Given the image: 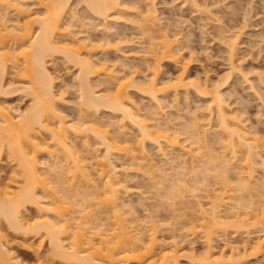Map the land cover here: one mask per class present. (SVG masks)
<instances>
[{
  "label": "bare ground",
  "instance_id": "obj_1",
  "mask_svg": "<svg viewBox=\"0 0 264 264\" xmlns=\"http://www.w3.org/2000/svg\"><path fill=\"white\" fill-rule=\"evenodd\" d=\"M70 1L71 0H33L34 5H37H35L37 10L34 11L32 9L33 11H31L30 7L28 8L29 4L27 5L25 0H0V94L8 93L5 89L6 85L4 83V77L6 75V69L11 66L14 70L16 69L14 74H17L18 77L20 76V79L18 80L23 79L27 82H22L26 85H24L25 87L23 86V90L26 89L27 93H31L33 97V102L31 101L32 103L29 104L28 108L15 115L11 113V107L0 103V156L6 152L9 159L7 160L13 164L11 174L9 173L10 176H8L9 179L7 181H0V220L2 219L8 227L13 228L14 231H20L23 234L22 236L26 235L31 236L30 238H32L35 235L40 234V244L37 247L31 245L33 247V249L32 247L31 249L36 254V261L33 264H131L132 262H136V264H180V253L178 254L179 251L176 246L177 244L173 243L172 247H168L163 242V245L161 244L157 235V223L154 219H148V221L145 222L146 224L144 223L143 225L139 222L137 217L133 216L134 212H131L132 216L129 215L127 210V212H125V205L122 204V201L119 202L121 199L119 195L121 194V189H126L123 182L128 181L129 178L128 176H126L125 179L120 177L122 169L116 163L118 160L117 156L119 158L125 157L130 163L127 162L132 164L131 168L134 169L135 167L133 166H139L137 161L139 157H136V152L132 151L135 149H133V146L131 149V145H128L126 142L124 143V141H121L118 138H116L117 140L114 139V136L109 134V130H105L103 127V129L100 128L102 124L100 123L101 125H99V120L93 122L92 119L90 121L89 117V122L86 117L90 116L89 113L96 116V114L102 111L110 112L111 114L120 112L123 119L125 118L140 134L139 136L141 137L139 138L141 139L137 140L141 142H137V144L139 143L141 146V143L145 140L146 142H150V144H156L160 151L159 153L165 159V147L171 148L170 150H172L179 146V142L181 141H179L180 136L178 135L180 132L177 133L178 130H174L175 128L173 127V130L176 132L173 133L172 131V133L177 134L173 136V134L169 132V122H165V128H163L160 126L163 124L159 125L158 122L156 124L153 123V121L148 120L150 119L149 116L147 118L141 113L140 108L134 104L132 101L133 99L128 93L129 91L127 90L132 86L144 95L146 94L147 97L155 100L154 102L157 103L156 107L158 106V108L155 109L156 112L152 111L154 114L153 116L151 112H149V114L151 115V120H158L155 116H158L157 114L160 113L162 109L161 106H163L160 96L167 93V89L173 88L176 93L179 87L185 88V90H188V88L191 87L193 89L192 91L195 90V93L197 92L198 94L203 95L202 97H211L210 102H212L213 105L210 104L216 108V118L218 119L217 127L220 130L218 131L221 132L223 136L220 139L222 155L219 151L218 153L220 156L214 154L216 151L212 152V154H209V152L207 153L209 162L214 164L215 168H212L215 170L213 172L210 171V168L208 169L204 162L203 164H205L207 170L204 168L205 170L202 171L201 169V173L205 171L206 173L204 172V174H206L205 176L207 177L209 175L208 173L218 172V174H215L217 176L223 171L220 169L221 172H219L218 169L221 164H223L221 167L225 166L223 169L226 168L224 169V172L231 168L233 170V162L236 161L237 154H239L238 151H244L246 155L244 152L243 154L246 157L244 156L245 159L243 161L244 164H246L245 166L249 169L248 172H250L247 173L248 175L244 174L246 176H244L241 171L236 172V174L240 179L238 180L239 183L241 182L240 189L246 191L245 193L250 194L253 186L248 180H250L253 175L252 172L254 171V167L256 169V166L254 165H260L261 169L264 170V155H262L263 152L261 153L259 149L261 138H259L258 135H253L254 137L248 136L246 130H244L245 126L239 120V117L236 114L234 115L233 113L231 114L227 112L225 98L221 93L222 91L219 90L221 86L212 87V89L207 90V87H203L200 82L186 78L188 77L185 74L186 65L182 70L183 72H181L175 80L173 79L174 81L172 79L170 80L173 81L172 83L168 80L167 82L169 84L167 82L166 84L163 82V85L159 84L158 76L160 73L159 65H161V61H166L167 59L176 61L178 58L177 56H179L178 49L177 51L176 49L174 50L175 42L173 43V40L175 39L171 40L172 38L169 39L170 37L166 38L168 35L165 36L164 34L162 36L164 40H160L162 41H159L160 44L157 42V48L160 45L158 49L152 47L153 51H151V53L149 51L150 56L152 54V62L154 63V67H149L152 68L151 70L154 71V74L148 79L145 77L142 83H136L133 76H131L133 77L131 79L129 77L123 78L117 76L114 74V71H112V68L110 69L98 60L94 61L93 57L96 55L95 50L103 49L104 51V47L102 46L104 43L102 42L103 44H101L100 41V44L98 45L95 44L98 41H92L95 43L88 42L89 38L86 37L84 38V41L80 40V42L76 39L77 37L75 38L70 34L72 26L69 23L72 22V24H74L73 22L78 20L77 13H75L76 10H73V17H77L73 19L71 15L72 20L68 22L69 25L63 22L70 9ZM82 2H84L86 6H84L85 9H88V12L92 13V16L90 15V17L95 15L102 18V21H107V19L111 18L112 15L114 16V14H122V12L128 10V8H134V6H130V3L126 0H82ZM194 4L196 5V3ZM151 6L152 3L149 4V7L146 5L143 10V7H140L141 9L138 7L133 9L134 15L137 14L136 18L139 17L141 19H139V21H143L147 27L150 26L148 27L150 29L154 27L158 19L155 12L156 10H154L155 8ZM129 11H132V9ZM10 12L14 14V17L16 16V18H14L15 20H12V22L9 17ZM104 29L106 30L107 28L104 27ZM107 32V34H109V31ZM57 35L61 38H56ZM233 37L231 36L230 39L226 38L227 40L224 39V44L228 43L227 50L229 51V57L232 61L234 60L233 56H235L234 54L236 53L235 49L237 48L236 44L238 39L237 35H233ZM154 38L152 37V39ZM85 40H87V42ZM9 42L10 45L8 46ZM109 42L111 43V41ZM110 43H106V47L110 46V48H113L114 46L119 48L120 41ZM111 45L113 46L111 47ZM98 46H102L103 48H98ZM92 48H94L95 52L92 51ZM116 48L114 49L116 50ZM55 54H61L65 60L73 62V64H76L78 67L79 72L77 73V78L75 77L76 80H74L79 89L78 95L80 98V108L78 107V109H80V113L78 118L81 114V120H72L74 122H71V120L68 121L65 114L63 115L57 109L56 104L58 103V100H63L64 96H62V93V95L60 93L57 95L54 90V80L56 78L52 73L53 71H51L48 66V58H52ZM232 67L235 68L234 65H232ZM234 68H232V70ZM100 75L105 76L106 82L112 80V82H110L111 87L106 88L111 90L113 87L111 90L112 92L110 91L105 94H99L98 90L97 92L93 89L94 85L92 86L93 83H91L93 80L91 81L90 78ZM113 81H115V83H113ZM112 83L114 85H111ZM9 85L8 87L10 89L11 87ZM18 89L19 88L16 87L15 90ZM10 90H13V88ZM158 109L160 110L158 111ZM210 110L212 111V109ZM209 118L211 119L210 116ZM209 118L195 117V121L193 118L194 124H192L193 122L191 123L193 128L189 126L192 128V130L189 128L190 132L192 131L193 133L191 134L187 129L185 131V133L189 132L193 136H189L188 138L187 135L185 138L201 143L197 144V146H199V148H197L200 150L197 149L199 154H197L198 151H191L189 145L188 149L186 147H180V149H182V154L184 152V155H190L192 159L191 162H197L203 158H201L203 155L200 154L202 151L200 148L202 145H204L203 147H206L207 143L205 145V142L203 141L207 138V133L211 132L208 131V128L211 126L210 121L212 120H209ZM93 119L95 118L93 117ZM121 128L122 132L126 131L123 129V123L121 124ZM41 132H44L47 135V138L41 137ZM90 133L92 134L91 137L93 136L101 147L103 146L104 153H101L102 155H97V153L96 155H93L92 152H95V150H91L92 145L90 143ZM170 134L173 137H171ZM76 139L82 140V144H80V146L82 145V148L78 147L79 145L76 143L77 141L75 142ZM192 140L191 142L193 144ZM216 140L217 139H215V141ZM206 142H208V140H206ZM140 146L138 147L141 148ZM143 147L144 145L142 144V149ZM141 151L143 152V150ZM40 155L47 156V159L50 160L49 162L51 163H46L45 161L47 160L42 161ZM173 155L175 154L173 153ZM184 157L186 156L180 158L182 163L181 167L183 168H179L184 169L183 173H187L186 169L188 165L186 166L187 162ZM227 157H229V159H227ZM145 159L147 160V158ZM165 160L168 159L166 158ZM217 160L221 163L219 166H216L217 164H215L218 162ZM231 160L234 161L232 162ZM229 161L232 163H229ZM145 165L148 166V172L157 175L156 171L158 169L150 159L147 160ZM137 166L136 170L138 169ZM195 166H197V164ZM195 166H192L193 172L196 169ZM199 167L200 166L197 168ZM235 168H237V166H235ZM91 169L93 171H91ZM136 170L135 172L139 171ZM232 170H230V172ZM197 171L200 172V170ZM228 172H226V174H228ZM194 173L193 176L197 178L199 173H196L197 176L194 175ZM142 175H145V172H143ZM164 175L165 174H160L161 179L159 182H155L158 184L157 186H159L160 183H164L163 179L166 177H164ZM184 175L187 176L186 174ZM190 175H192V173ZM175 177L177 180L176 183H179L180 188V181H183V184L184 179H179L177 176ZM221 177L219 175V178L223 179L224 173ZM95 178H97L98 183ZM221 182L222 180L220 183ZM76 183H79V185L82 183V185L76 187ZM82 186L86 188H82ZM183 186L184 184L182 185V190L185 187ZM234 188L235 186L231 189L227 187V189H230L232 192L236 190ZM236 188L239 189L238 185ZM71 189L73 192L70 191ZM169 189L170 188H166V192ZM184 189L186 190V187ZM223 189L224 190L219 193H217L218 191H213L215 195L212 197L208 194L204 195L206 196V200H208V204L206 203L207 205H205L207 207H204L201 201H198L196 204L194 202L196 208L198 207L197 211L199 212V218H197L198 223L186 222L187 224H190H188V230L186 229L189 234L196 235L201 233L202 235L200 236L204 237V240L207 243L206 256L208 257L213 255V241L216 238L217 231L221 230L220 228L233 226V228L235 227L238 231L240 229L244 231L249 225L253 227L254 224H261V220L264 219V211L262 210L263 212L261 213L260 209V215H258L259 213L255 215L256 212L252 211L254 214L252 215L251 213V218L256 219L252 221L250 216L248 217V215H250L248 212L251 210L248 212L245 210L246 207L249 208L246 203H243L244 206L242 207L239 205H237L239 207L235 206V208L237 207L236 210L238 208H244L242 210L238 209L239 211H237V213L233 210V214L234 212L236 214H231L232 216L222 212L229 205V207L233 209L234 206L232 208L231 205L235 202L232 200L234 194L232 193L233 195H231L230 190H227L226 188ZM40 191L42 193H40ZM171 191L168 192L173 193ZM69 193H71V195ZM165 195L168 196L167 193ZM234 198H236V196H234ZM85 201L87 202L85 203L86 205L84 204ZM79 203L82 209L79 207ZM92 205H99L100 207L105 206L104 208H107L106 211H104L105 209L103 210L102 214L104 217L105 214L106 217L108 213L111 214L113 218H111L113 220V225L111 227H107L108 224L105 226L106 222L100 224V219L102 217L93 213L95 210ZM28 206L35 209L34 212H36V215L32 218L27 216L26 211ZM91 206L93 208H91ZM76 207L79 209H76ZM229 207L227 209H229ZM222 213L224 214L223 216ZM98 216L100 217L99 219ZM104 217L102 220H104ZM106 217L105 221L107 219ZM109 219L110 218H108V220ZM99 220L100 222H97ZM191 220H193V218ZM92 224H97V227L92 226ZM251 227H249V229ZM263 228L261 229L264 233ZM246 231L249 235L250 231H248V229ZM4 236H2L0 230V264H26V262L23 263L24 261L22 262L19 258L17 259V257L12 255L13 251L11 252L10 250L12 249L8 247L9 242L7 239L6 241L2 240ZM263 236L260 235L259 239L253 242L249 247L244 245L242 250H240L241 248L239 249L238 246L234 247L233 245L231 248L232 250L230 249L231 252L228 255L221 254L219 258L220 261L222 260L224 264H239L240 258L248 255H250L249 257L257 255L261 252L264 245V238H261ZM46 238L50 242L49 248H47L48 250L46 254H41L40 246ZM248 240L244 241L248 242ZM248 250H250V253L246 255Z\"/></svg>",
  "mask_w": 264,
  "mask_h": 264
},
{
  "label": "rangeland",
  "instance_id": "obj_2",
  "mask_svg": "<svg viewBox=\"0 0 264 264\" xmlns=\"http://www.w3.org/2000/svg\"><path fill=\"white\" fill-rule=\"evenodd\" d=\"M126 1L130 3V6L132 7L134 6V8H128V10L124 11L125 13L122 12V14L119 13L114 14V16L112 15L111 18L107 19V21L105 20L102 21L103 20L102 18H99L95 15H93V17H90L92 13L88 12L89 11L88 9H85L86 6L84 2H82V0L80 1L71 0L69 12L66 14V17L63 20V22L65 24H68V22L72 20L71 15L73 19L78 16L79 21L75 19L76 21L73 22L74 24H72V22L69 23L72 26V28L70 29L71 30L70 34L73 35L75 38L77 37L76 39H78L79 41L80 40L84 41V38L86 37L89 38L90 40L89 41L87 39L88 42L98 41L97 43L92 42L98 45L100 44V41L101 44L104 43L105 46L104 44L102 45L104 47V51L103 49L95 50L96 55L95 57H93V60L94 61L98 60L99 62L104 63L103 65L108 66L110 69L112 68V71H114V74L117 76L123 78L129 77L130 79L134 77L133 79L136 81V83H142L145 77L148 79L150 78V76L152 77V74H154L153 73L154 71L151 70L152 68H150V67H154L153 65L154 63L152 62L153 60L152 54L151 56L149 54V51L150 53L151 51H153L152 47L154 48L156 47V49L159 48L160 42L164 40L162 38L164 34L165 36L168 35L166 38L170 37L169 39L172 38L171 40L175 39L173 40V43L174 42L176 43V44L174 43V50L176 49L177 51L178 49L179 56H177L178 58L176 61L175 60L171 61L170 59H167L166 61L162 60L163 62L161 61V65H159L160 73L158 76V82H160L159 84L160 85H163L164 83L166 84L168 80L170 83H172L176 79V77L181 72H183L182 70L186 65L185 74L186 76H188L186 78L200 82L203 87L205 86L207 87V90L212 89V87L221 86L219 90L222 91L221 93L225 98L226 101L225 106H227L226 108L227 112L231 114L233 113L234 115L236 114L239 117V120L245 126L243 127L244 130H246L248 136L254 137L258 135V137L261 138L260 147L262 148L259 147V149L261 153L263 152L262 155H264V0H190L191 2L189 0H132V1L126 0ZM25 2L27 3V5L29 4L28 8L30 7L31 11L37 10V7H35L36 4L34 5L33 0H25ZM147 3L149 4L152 3L151 7L155 8L154 10H156L155 12L158 18L154 27L151 26L153 27L151 29L148 28L150 26L147 27L145 23H143V21H139L140 18L139 17L136 18L137 14L134 15L133 12V9H136V7H138L139 9L143 7L142 10L146 7V5L149 7V4ZM194 3H196V5ZM130 9H132V11H129ZM73 10L74 11L76 10L75 11V13H77L76 17H73L74 14ZM9 14L8 15L11 18V22H12V20H15L14 18H16V16L14 17V14L12 12H10ZM104 27L107 29L105 30ZM107 31H109V34H107L108 33ZM232 34L234 36L237 35L238 37L236 44L237 48L235 49L236 53L234 54L235 56H233L234 58L233 61L229 57V51L227 50L228 43L224 44L225 40L230 39L231 36L233 37ZM152 37L155 38L152 39ZM56 38H61V37L57 35ZM108 39L109 41H111V43L120 41L119 48H116L113 45H111V47L113 46V48H110V46H107L108 47L107 48L106 45L110 43ZM87 40L85 41L87 42ZM157 42L159 43L158 48H157ZM9 45L10 42L8 46ZM102 46L100 47L103 48ZM100 47L98 46V48ZM114 48H116V50ZM92 49H93L92 51L95 52L94 48ZM60 55L55 54L52 58L50 59L48 58V66L50 70L53 71L52 73L56 78L54 80L55 82L54 90L56 91L57 95L59 93L60 94L62 93L63 95L62 94L61 95L64 96L63 100H65V101L58 100L56 106L57 109L63 115L65 114L68 121L71 120V122H74L76 121V119L81 120L80 118L81 114L78 118V115L80 113V109H78V107L80 108L79 106L80 98L78 95L79 89L77 84H75L76 83L75 77L77 78V73L79 71L76 64L74 65L73 62L65 60V58L62 57V55L61 56ZM83 55L86 57L84 53ZM232 65H234L235 68L232 67ZM232 68L234 69L232 70ZM15 70L11 66H9L6 69L4 83L6 85L5 89L8 91V93L0 94V103L1 104L3 103L5 106L11 107L12 109L10 111L13 115L25 111L28 108L29 104L33 102L32 101L33 97L31 93L30 94L29 92L27 93L26 89L23 90V86L25 85L24 83L27 82L24 81L22 78H21L22 80H18L20 79L19 78L20 76L18 77L17 74H14ZM101 76L103 77V79ZM171 79L174 80L170 81ZM90 80L91 81L93 80L92 82L91 81L90 82L93 83L92 84V86L94 85L93 89L95 91L98 90L99 92L98 91L97 92L99 94H103V93L105 94L106 92L108 93L113 88L112 87L111 90L106 89L107 87H111L110 82H112V80L106 82L105 76L103 75L97 77L95 76L91 77ZM23 81L24 83H22ZM10 82L12 85L11 84L9 85ZM113 83H115V81H113ZM113 83L111 85H114ZM7 84L11 87L10 89L13 88V90H10ZM14 87L15 89L16 87L19 89L15 90ZM131 87L132 86H130V88H128L127 91H129L128 93L130 94V97L133 99L132 101L134 102V104H136V106L140 108L141 113L147 118L149 116L150 119L148 120L153 121V123L157 124L158 122L159 125L163 124L160 125L163 128H165L164 123L169 122L170 125L169 132L173 134L178 130L177 133L180 132L178 136H180L179 141L181 142H179V146L173 148L174 150L173 149L170 150L171 148L165 147L166 148L164 151V153H166L165 159L167 158L168 160H170L168 161L165 160L164 157L159 153L160 151L158 150L156 144L154 143L150 144V142H146V140L141 143V146L139 143L137 144V142H141L137 140V139H141L139 138L141 137L139 136L140 134L138 133L137 129L134 128L125 118L123 119V116H121L120 112L111 114L110 112L102 111L96 114V116L93 115L92 113H89L90 116L87 115L88 117H86V119H88L87 121H89V117H90V121L92 119L93 122L99 120V125L102 124L100 128L103 127L105 130L106 129L109 130V134L114 136L113 137L114 139L118 138L121 141H124V143L125 142L128 143V145H131L130 146L131 149L133 146V149L135 150L132 151H135L136 153L135 152L134 153L136 157H139L137 160L139 166L136 165L138 169L136 170V166H133L135 167L134 169L136 171L138 170L139 171L135 172V170L131 168L132 164H129L130 162L125 157L119 158L117 156L118 160L116 161V163L122 169L120 177L122 179H125V177L128 176L129 178L128 181L123 182V185L125 186L126 189H121L120 191L121 194H119L121 199L119 202L122 201V204L125 205V212L128 211L129 215H131L134 212L133 216L137 217L139 219V222L142 223L143 225L146 221H148V219L150 220L154 219V221L157 223V227H158L156 228L157 235L159 237V240L161 241V244L163 242L168 247H172L173 243L177 244L176 246L178 247V251H179L178 254L180 253L179 254L180 264H224L222 260L220 261L219 258L221 254L228 255L231 252L232 250L231 248L233 247V245L234 247L238 246V248L239 249L241 248L240 250H242L244 248V245L249 247L253 242L259 239L260 235L262 236L264 235L261 229L264 226V222H263L264 219L261 220L262 221L261 224L260 223L258 225L254 224L253 227L249 225L248 228H246L244 231L241 229L238 231V229L236 230L235 227L233 228V226H227L226 227L227 229L220 228L221 230L217 231L216 238L213 241L214 252L211 257L206 256L207 243L205 242L204 237L200 236L202 234L201 233L200 234L198 233L196 235H193L191 233L189 234L186 231V229L188 230L187 227L189 223L187 224L186 222L189 221V222L198 223L197 218H199V212L197 211L198 207L196 208L195 204L198 201H201L203 206L207 207L205 205L208 204V200H206L205 198L206 196L204 195L208 194L210 197H212L213 195H215L213 191L215 192L218 191L217 193H219L224 190L223 188L227 189L228 187L231 189L233 188V186H235L234 189L238 191L232 189L234 190V192H232L230 189H227L231 191V195L234 194L232 200H234L235 202L237 201L236 203L234 202L231 205L232 208L233 206L235 208V206L237 205L242 207L244 206L243 203L244 204L246 203L250 209L246 207L247 209L245 208V210L247 212L251 210L250 212H248V214L250 213L248 217L250 216V219L254 221L255 218L253 219L251 218V216L254 214L252 211L256 212L255 215L259 213L260 209H261V213L264 211L263 209L264 208V186H263L264 170L261 169L260 165L258 166L254 165L256 166V169L254 166H252L254 167V171H253L254 173L252 171L251 172L254 176L252 175L250 180H248L249 183H251L253 186L252 191H250L251 194L245 193L246 191L241 190L240 189L241 182L239 183L238 180L240 179L238 178L236 172L241 171L243 175L250 172V171L248 172L249 169L245 166L246 164H244L243 160L245 159L244 156L246 154L242 150L245 155L243 154V152L238 151L239 154H237L236 161L231 160L232 162L234 161L233 162L234 169L232 170L231 168L230 169L232 170L231 172L228 169L225 170L226 172L229 171L228 174L224 172V169L226 168L223 169V167L225 166L221 167V165L223 164H221L218 161L219 159L217 160L218 162L215 163L217 164L216 166H219V164H221L218 169L219 172H221V170L223 171L219 175L221 177V175L224 173V177H223L224 180L221 179L222 177L219 178V175L217 176L215 175L218 174V172L208 173L209 175L207 176L208 177L207 178L205 176L206 174H204L205 171L201 173L203 170L206 169V166L208 169L210 168L209 170L212 172L215 170L214 164L209 162L207 153L209 152V154L210 153L212 154V152L216 151V153L214 154L219 155V153H221L222 155L220 139L223 137L221 132H219L220 131L219 128L217 127L218 119L216 118L217 116L216 108H214L215 106H212L213 104L212 102H210L211 97L208 96L202 97L203 95H200L197 92L195 93V90L192 91L193 89L191 87H190L191 89L188 88V90L179 87L176 93L174 89L171 87L172 89H167L166 91L168 92L165 93L163 96H160L161 98L160 100H162L163 102V106L161 107L162 109L163 108L164 109L163 110L161 109L160 113L157 114L158 116H155L158 120H151V115L149 114V112L152 113V111H155V109L158 108V106L156 107L157 103L154 102L155 100L151 99L150 97H147L146 94L144 95L143 93L139 92L133 87L131 89ZM210 109H212V111ZM159 110L160 109H158V111ZM153 115L154 114L152 113V116ZM209 116L211 117L212 120L209 118ZM93 117L95 119H93ZM195 117H200V118L208 117L209 120H211L210 121L211 126L208 128L209 129L208 131L211 132L207 133L208 136L206 135L207 138L204 139L203 141L205 142V145L206 143L207 145L206 147H203L204 145H202V147L200 148L202 149L200 154L203 155L200 156L201 158L203 157L202 158L203 160L200 159L199 161H197L198 163L196 161L191 162L192 159L190 155L189 156H187L188 154L184 155V152L182 154L181 152L182 149H180V147H186L188 149V147L190 146L189 149L191 148L190 149L191 151L195 152L199 150L198 149L199 146H197V144L200 142H196V141L194 142V140L188 139L189 136L193 137L191 135L193 132L192 131L190 132L189 128L192 130L193 128L192 124H194L193 118L195 121ZM122 123L124 125L123 129L126 130L125 132H122L121 130ZM189 123L192 124L190 125ZM189 126H191L192 128ZM173 129L174 130L177 129V130L174 131ZM186 129L191 134L189 132L185 133ZM41 133H40L41 137L47 138V135L44 132ZM89 135L91 137L92 134L90 133ZM174 135L177 134L175 133L173 134V136ZM187 135L188 138H185L187 137ZM173 136L171 135V137ZM92 138L93 136L90 139V143L92 145L91 150L92 151L95 150V152H92L93 155H96V153L97 155L98 154L102 155L101 153H104L103 146L101 147V145L94 138H93L94 140ZM215 139L217 140L215 141ZM191 140L193 141V144ZM206 140H208V142H206ZM81 141L82 140L80 139L75 140V142L79 145L78 146L76 144L79 148L82 146V145L80 146V144H82ZM142 144L144 145L143 149H142ZM138 146H140L141 148H139ZM138 148L143 150V152ZM199 151L197 152V154H199ZM173 153L177 155L175 156L173 155ZM183 156H186L184 158L186 159L187 162V164L185 163L186 166L188 165L186 169L187 173H183L184 169H181L183 167H181L182 163L180 158H182ZM40 157L42 161L47 160L48 162L45 161L46 163H51L49 162L50 160L47 159V156L40 155ZM145 158H147V160L150 159L152 163L155 165V167L158 169L156 171L157 175L155 174L153 175L151 172H148L149 169L148 166L145 165L147 163V160ZM7 159H8L7 153L4 152L0 156V160H1L0 181L1 180L7 181L9 179L8 176H10L11 174L12 171L11 169H13L12 168L13 164H11V162L8 161L9 159L8 160ZM227 159H229V157H227ZM231 161H229V163H232ZM204 162L206 166L205 164H203ZM196 164L197 166H195ZM193 165L197 170H200V172H198L194 168L195 169L194 172L197 171L196 173H199V176L197 178L193 176L194 173L192 171ZM198 166L200 167L197 168ZM235 166H237V168H235ZM91 171L93 170L91 169ZM143 172H145V175H142ZM191 173L192 175H190ZM196 173H194V175H196ZM160 174H165L164 177L166 176L165 177L166 180L164 178L163 179L164 183L163 184L160 183V185L157 186L158 184H156L155 182H159V180L161 179ZM184 174H186L187 176H185ZM173 175L177 176V178L179 177V179L180 178L184 179L183 184L186 187L187 191L184 189L185 188L184 186L182 190L183 181L180 180L179 181L181 182L180 183L181 187L179 188L180 185L179 183H176L177 181L176 177ZM95 179L96 182L98 183L97 178ZM220 179L222 180L221 183H220L221 181ZM80 185H82V183ZM80 185L79 183H76L75 186L79 187ZM237 185L239 189L236 188ZM187 186L189 187V189ZM83 187L84 186H82V188ZM166 188H170V189L167 190L166 192L165 190ZM70 191L73 192L72 189ZM168 191H171L173 193H170ZM40 193L42 192L40 191ZM71 193L69 194L71 195ZM166 193L168 196L165 195ZM234 196H236V198H234ZM85 203L87 202L85 201L84 204ZM92 206L91 208H93ZM98 206L99 205L94 206V210L96 213L95 212L93 213L99 215L102 218L100 219L101 222L100 220L97 222H100V224L101 223L104 224L106 222L105 226L108 224L109 226L107 225V227H111L113 225L112 223L113 218L111 214L108 213L106 217V214L104 213L105 217L107 218L105 221V217L102 214L103 210L105 209L104 208L105 206L104 207L99 206V208ZM229 206H227V208ZM79 207L81 208L80 203H79ZM227 208L222 212L232 216L236 214L237 211L242 210L244 207L242 209L238 208L239 210L238 209L236 210V208L235 209L234 208L231 209L230 207L229 209ZM76 209L79 208L76 207ZM106 209L104 211H106ZM233 210L236 211V213L234 212L233 214ZM34 211L35 209L33 207L28 206V209L26 211L27 216L31 218L35 216L36 212ZM261 213H259L258 215H260ZM223 215L224 214L222 213V216ZM99 216L98 219L100 218ZM103 217L104 220H102ZM108 218L110 219L108 220ZM192 218L193 220H191ZM5 224L6 223L1 219L0 230L2 236L5 235L2 240L6 241L7 239V241L9 242L8 247L12 249L10 250L11 252L13 251L12 255L17 257V259L19 258L20 261L22 262L24 261L23 263L25 262L26 264L35 263L36 254L32 250L33 247L31 245L33 246L35 245L37 247L40 244V237H41L40 234L35 235L32 238H30L31 236H26V235L22 236L23 234L20 231L17 230L14 231L13 228L11 227L9 228L8 225ZM92 226L97 227V224L94 225L92 224ZM249 227L251 228L249 229ZM247 229L248 231H250L249 235L248 232L246 231ZM261 238H264V236ZM244 240H248V242L247 241L245 242ZM49 243L50 242L49 240H47V238L44 239L43 244L40 246L42 252L41 254H46L48 250L47 248H49ZM249 253L250 250H248L246 255H248ZM249 256L250 255L240 258L239 264H264V245L260 253H258L257 255H252V257ZM131 264H136V262L135 263L132 262Z\"/></svg>",
  "mask_w": 264,
  "mask_h": 264
}]
</instances>
